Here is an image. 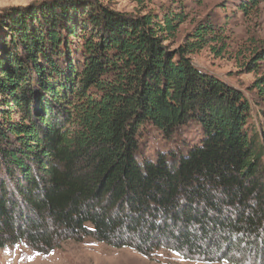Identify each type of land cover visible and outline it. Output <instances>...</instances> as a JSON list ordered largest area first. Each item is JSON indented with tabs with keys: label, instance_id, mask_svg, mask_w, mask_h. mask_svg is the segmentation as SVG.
I'll return each instance as SVG.
<instances>
[{
	"label": "trees",
	"instance_id": "1",
	"mask_svg": "<svg viewBox=\"0 0 264 264\" xmlns=\"http://www.w3.org/2000/svg\"><path fill=\"white\" fill-rule=\"evenodd\" d=\"M183 20L89 0L0 12V251L93 238L264 264V118L256 126L244 92L189 55L215 27L171 49ZM253 53L256 71L264 46ZM255 88L263 98L264 71ZM190 122L197 142L146 156L143 131L175 139Z\"/></svg>",
	"mask_w": 264,
	"mask_h": 264
},
{
	"label": "rangeland",
	"instance_id": "2",
	"mask_svg": "<svg viewBox=\"0 0 264 264\" xmlns=\"http://www.w3.org/2000/svg\"><path fill=\"white\" fill-rule=\"evenodd\" d=\"M43 0H0V12L12 6H27ZM86 1V0H77ZM108 5L113 10L127 15H143L173 11L184 15L175 36L170 41L171 49L184 43L187 35L200 23L216 28L218 40H212L202 49L189 54L195 65L217 75L227 83L241 89L249 99L252 114L259 117L256 126L263 120L264 97L255 88V82L264 71V62L251 71L247 63L256 48L264 46V0L252 5L250 0H89ZM243 5L247 10H243ZM8 17V16H7ZM6 17V18H7ZM5 18V19H6ZM4 19V20H5ZM1 23V22H0ZM4 36V35H3ZM215 47V50L212 48ZM199 127L190 122L177 131L175 139L164 138L158 131L148 128L143 131L145 154L153 155L158 149L164 151L187 143L197 142ZM185 143V144H184ZM184 144V145H183ZM0 264H231L227 262H202L187 260L183 256L161 247L145 255L133 247H118L93 238L82 241L68 240L61 248L49 253L35 252L25 243L6 247L0 251Z\"/></svg>",
	"mask_w": 264,
	"mask_h": 264
}]
</instances>
